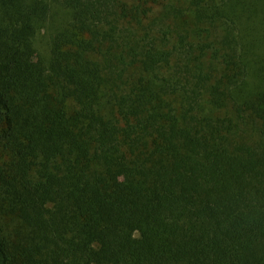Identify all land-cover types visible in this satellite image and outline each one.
Returning a JSON list of instances; mask_svg holds the SVG:
<instances>
[{
    "label": "trees",
    "instance_id": "1",
    "mask_svg": "<svg viewBox=\"0 0 264 264\" xmlns=\"http://www.w3.org/2000/svg\"><path fill=\"white\" fill-rule=\"evenodd\" d=\"M0 264H264V0H0Z\"/></svg>",
    "mask_w": 264,
    "mask_h": 264
}]
</instances>
